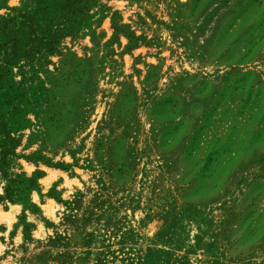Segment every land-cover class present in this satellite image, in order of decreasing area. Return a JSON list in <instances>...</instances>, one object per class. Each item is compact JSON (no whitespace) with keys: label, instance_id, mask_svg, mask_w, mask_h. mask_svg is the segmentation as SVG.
Segmentation results:
<instances>
[{"label":"rangeland","instance_id":"obj_1","mask_svg":"<svg viewBox=\"0 0 264 264\" xmlns=\"http://www.w3.org/2000/svg\"><path fill=\"white\" fill-rule=\"evenodd\" d=\"M0 264H264V0H0Z\"/></svg>","mask_w":264,"mask_h":264}]
</instances>
